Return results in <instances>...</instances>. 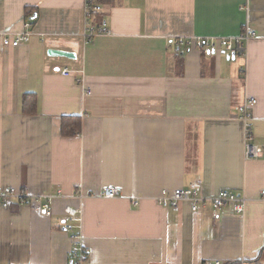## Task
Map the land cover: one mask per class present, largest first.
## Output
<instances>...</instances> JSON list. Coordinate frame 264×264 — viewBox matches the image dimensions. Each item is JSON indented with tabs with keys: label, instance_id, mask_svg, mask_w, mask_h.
I'll use <instances>...</instances> for the list:
<instances>
[{
	"label": "crops",
	"instance_id": "0c3cea01",
	"mask_svg": "<svg viewBox=\"0 0 264 264\" xmlns=\"http://www.w3.org/2000/svg\"><path fill=\"white\" fill-rule=\"evenodd\" d=\"M97 2L92 21L109 33L84 43L83 0H0V187L61 192L50 216L16 200L0 206V264H70L66 206L81 210L83 264H264V201L243 213L156 201L195 179L206 196L264 191V0ZM27 20L28 40L2 45ZM245 32L233 58L177 51L179 37ZM246 97L256 99L252 141L262 147L251 159L237 114ZM63 115L80 117L79 133L61 135ZM108 185L121 196L102 197Z\"/></svg>",
	"mask_w": 264,
	"mask_h": 264
},
{
	"label": "built area",
	"instance_id": "2783aa9c",
	"mask_svg": "<svg viewBox=\"0 0 264 264\" xmlns=\"http://www.w3.org/2000/svg\"><path fill=\"white\" fill-rule=\"evenodd\" d=\"M100 6L97 0H83L82 16L83 28L79 33L84 43L90 42L92 38L99 34H108L109 28L106 22H102L97 26L92 18L100 13ZM29 22L24 23L25 31L15 35L4 33L1 36V42L4 46H17L21 42L28 40L31 35L27 28ZM252 35L249 32L242 33L238 37H218L209 39L200 38H177V51L179 47H193L199 51L210 54L219 48H222L226 57L229 58L239 49H242L243 44L247 42ZM82 72V71H81ZM70 71L67 68L61 70V74L69 75ZM84 93L89 92V89L84 85V76L78 79ZM256 104L254 97H246L237 107L238 118L242 123V154L244 159L258 158L262 154V147L252 141L253 134L251 130L252 122V107ZM61 196V192L56 194H47L43 196L30 197L24 190L14 187H0V206L9 207L12 200H16L20 205L27 204L31 209L39 211L45 216H50L52 213V204L54 199ZM121 196V191L118 187L108 185L105 186L102 192V197L112 199ZM140 197H132L131 203L137 204ZM157 203L162 207L176 208L179 203H188L191 211H197L203 206L210 208H221L229 206L236 213H243L246 204L251 201H264V191L256 198L247 197L245 194L231 190L222 189L214 196H206L203 192V184L200 179H195L186 187H176L170 191H162L156 198ZM80 208L66 206L64 209L63 228L69 233L70 250L69 263L83 264L89 254V249L85 245L81 233L80 224ZM215 264H219L216 262ZM243 264V263H242Z\"/></svg>",
	"mask_w": 264,
	"mask_h": 264
},
{
	"label": "trees",
	"instance_id": "16d2710c",
	"mask_svg": "<svg viewBox=\"0 0 264 264\" xmlns=\"http://www.w3.org/2000/svg\"><path fill=\"white\" fill-rule=\"evenodd\" d=\"M81 121L79 116L63 115L61 117L60 132L63 136H73L80 132ZM228 264H241V261L230 262Z\"/></svg>",
	"mask_w": 264,
	"mask_h": 264
},
{
	"label": "water",
	"instance_id": "95a60500",
	"mask_svg": "<svg viewBox=\"0 0 264 264\" xmlns=\"http://www.w3.org/2000/svg\"><path fill=\"white\" fill-rule=\"evenodd\" d=\"M35 17H36V14L33 13V15L30 18L33 19ZM47 54L51 55V56H61V57L69 58V59H73L75 57V54L73 52L65 51V50H59V49H48ZM233 57H234V54H231L230 58H233Z\"/></svg>",
	"mask_w": 264,
	"mask_h": 264
},
{
	"label": "rangeland",
	"instance_id": "374dc122",
	"mask_svg": "<svg viewBox=\"0 0 264 264\" xmlns=\"http://www.w3.org/2000/svg\"><path fill=\"white\" fill-rule=\"evenodd\" d=\"M25 22H29V23H30V21H28V20L25 21ZM25 22H24V23H25ZM30 26H31V23H30ZM30 26L27 28V31H30V30H29V29H30ZM23 31H25V27H24V30H23ZM21 32H22V31H21ZM30 32H31V31H30ZM79 33H80V32H79ZM16 34H17V33H16ZM31 34H32V32H31ZM1 36H2V35H1ZM79 36H80V35H79ZM25 42H26V41H25ZM197 50H198V49H197ZM200 52H201V51H200ZM202 53H203V52H202Z\"/></svg>",
	"mask_w": 264,
	"mask_h": 264
}]
</instances>
